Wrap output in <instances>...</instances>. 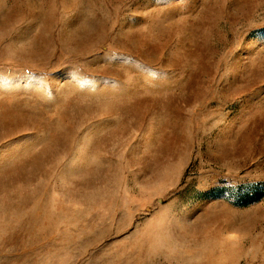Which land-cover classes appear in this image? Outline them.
Here are the masks:
<instances>
[{
    "label": "rangeland",
    "instance_id": "rangeland-1",
    "mask_svg": "<svg viewBox=\"0 0 264 264\" xmlns=\"http://www.w3.org/2000/svg\"><path fill=\"white\" fill-rule=\"evenodd\" d=\"M0 264H264V0H0Z\"/></svg>",
    "mask_w": 264,
    "mask_h": 264
},
{
    "label": "trees",
    "instance_id": "trees-1",
    "mask_svg": "<svg viewBox=\"0 0 264 264\" xmlns=\"http://www.w3.org/2000/svg\"><path fill=\"white\" fill-rule=\"evenodd\" d=\"M247 200H251V199L248 198Z\"/></svg>",
    "mask_w": 264,
    "mask_h": 264
}]
</instances>
